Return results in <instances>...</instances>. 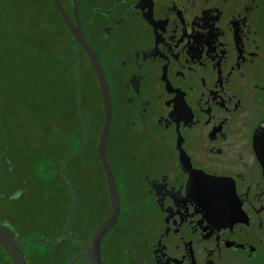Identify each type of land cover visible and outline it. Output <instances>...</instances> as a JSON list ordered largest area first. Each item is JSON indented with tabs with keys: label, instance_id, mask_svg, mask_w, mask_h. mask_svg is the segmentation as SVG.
Masks as SVG:
<instances>
[{
	"label": "flooded vegetation",
	"instance_id": "1",
	"mask_svg": "<svg viewBox=\"0 0 264 264\" xmlns=\"http://www.w3.org/2000/svg\"><path fill=\"white\" fill-rule=\"evenodd\" d=\"M58 1L97 58L111 103L105 154L120 214L102 240L101 259L106 236L127 222L123 264H264V0ZM67 33L75 77L77 53L78 93L82 71L100 108L88 115L79 102L89 138L83 153H95L109 208L99 226L111 213L97 157L102 90L89 57ZM75 93L76 86L77 105ZM8 141L0 138V202L22 206L30 195L53 201L54 176L69 192L58 230L52 220L59 212L39 227L21 219L20 208L0 206V241L15 240L26 264H43L36 240L72 239L63 234L74 208L72 158L64 170L73 189L61 165L85 139L61 159L49 153L54 164L33 174V186ZM77 217L78 205L66 230L72 237ZM0 264H13L1 246Z\"/></svg>",
	"mask_w": 264,
	"mask_h": 264
},
{
	"label": "rangeland",
	"instance_id": "2",
	"mask_svg": "<svg viewBox=\"0 0 264 264\" xmlns=\"http://www.w3.org/2000/svg\"><path fill=\"white\" fill-rule=\"evenodd\" d=\"M15 7V9L19 10L22 14V17L26 16L31 18V16L35 17L33 13L37 14V19L39 20V26L41 27L43 24L44 30L39 31V36L44 42L46 48L51 52V56H54V59L67 58L70 54L71 44L68 40V33L64 28L59 16L56 11L52 7V5L47 0H0V13L6 7ZM5 11V10H3ZM8 16H5L7 19ZM41 18L46 20L45 23H40ZM18 19V18H17ZM16 19V20H17ZM7 22V21H6ZM12 23H2V25H11ZM21 31L25 34V30H28L27 25H22ZM27 34V33H26ZM22 37V34H21ZM27 57V53L22 56L21 61ZM56 75V73H55ZM57 77L55 78V84L57 85V90L62 89V91L58 92V95L61 92H64L63 89H71L68 87H58L60 84V78L62 75L57 72ZM23 75L20 78L22 81ZM11 86V87H10ZM7 88V98H11L12 96V85ZM16 89L21 91V100L19 105L22 109V114H24L30 102H28L23 97V89L21 87L13 86ZM66 91V90H65ZM71 93L74 94V90L71 89ZM28 94V93H26ZM4 96V97H5ZM79 102L84 106L88 115L89 109L100 111L99 103L96 99L95 94L91 90L90 85H83L82 82V71H81V81L79 88ZM3 98V96H2ZM23 117V118H22ZM22 120L20 124H18L20 130L16 125L13 128L10 124L5 121V126H0V138H8L9 151L13 153L14 157L19 163V170L22 171V159L25 155L32 154L33 152H37V156L46 155L49 153H54V156L57 159H61L62 157L74 152L77 149H80L83 145V138H81L80 134L68 133L70 131L65 128V132H59L53 138H20L17 137L16 134L23 131L25 125L24 123V115L21 116ZM26 118V117H25ZM78 120V117H76ZM79 121V120H78ZM0 123H3V120L0 119ZM13 131L14 137H9L8 133ZM58 131V130H57ZM22 133V132H21ZM24 135V131L22 133ZM43 140H45L47 145H43ZM68 169H70V177L74 185V190L78 197V219L77 223L72 230L73 236L79 238L83 241H86L90 237V233L98 226L99 222L105 217L108 213L109 208L107 204V196L104 190V186L99 177L95 174L98 169V162L93 150H88L86 153L79 154L73 157L67 163ZM78 167L83 169L82 171H78ZM92 169L89 171V169ZM27 173V172H26ZM43 175V173H42ZM45 182H49L48 178H43ZM53 187L55 197L53 201L48 197H44L40 201L35 200L31 195L25 196L22 199L21 204L19 206L18 203H5L0 202L1 207H9L12 209H16L18 211V215L24 221H31L32 223L37 220L39 227L49 226L51 224L48 221V214H56V212L62 213V215H58L57 213L52 220V225L58 229L61 228L64 220V216L67 213L68 207V189L65 186L62 178H53ZM29 195V193H28ZM37 204H39V209L36 210ZM16 213V212H15ZM18 218V217H17ZM19 219V218H18ZM34 226V225H33ZM127 222H123L118 230L114 229L111 231L105 238L102 250V262L103 264H123L122 260L125 261V258H122V251L126 249V238L127 235H124L126 230ZM134 226H137V222L134 223ZM122 229L121 231H119ZM32 234L33 231H30ZM47 241H51L52 239H46ZM66 240H63L60 244H57L50 248L38 247L36 249V253L41 257L43 261L49 264H67L69 262V254L66 247ZM76 255V254H75ZM74 255V256H75ZM71 259V258H70ZM76 264H88L87 261L82 259L78 261Z\"/></svg>",
	"mask_w": 264,
	"mask_h": 264
},
{
	"label": "trees",
	"instance_id": "3",
	"mask_svg": "<svg viewBox=\"0 0 264 264\" xmlns=\"http://www.w3.org/2000/svg\"><path fill=\"white\" fill-rule=\"evenodd\" d=\"M3 10L0 13V119L3 120L0 126L4 127L6 125L4 120H7L12 128L16 125L20 130L18 124L23 121L21 116L24 115L25 126L22 128L25 136L21 131L22 133L16 134L17 137L46 138L45 140H48V138L56 136L58 132L59 135L61 131L65 132V128H67L70 131L68 133L80 134L84 145V126L74 100V94L63 89L64 92L58 95L62 89L57 90L54 78V76H58L57 72H59L62 77L59 79L58 87H68V89L72 87L74 90L76 77L72 48L66 59H54L38 34L39 31L44 30V27L43 24L41 27L39 26L36 13H33L35 17L28 18L22 17L20 11L15 7L7 6ZM5 16L8 18L5 19ZM12 22L11 25H2V23ZM41 22L45 23L46 20L41 18ZM22 25L28 26V30H25L27 34L21 32L23 31ZM25 53H27V57L21 61ZM22 75L23 78L20 81ZM10 85H12V96L9 99L5 94ZM14 85L24 90L23 97L30 102L24 114H22L19 105L21 91L14 88ZM8 135L13 138L15 134L11 130ZM45 140H43V145H47ZM36 153L26 154L22 159V168L27 172V181L32 186L34 183L33 174L38 170L37 166L42 165L44 171L51 169L54 164L51 155L37 156ZM64 240L67 241L66 247L70 252L68 260H70L79 252L82 244L75 239ZM56 241L57 239H52L49 242ZM43 264L49 263L44 261Z\"/></svg>",
	"mask_w": 264,
	"mask_h": 264
},
{
	"label": "water",
	"instance_id": "4",
	"mask_svg": "<svg viewBox=\"0 0 264 264\" xmlns=\"http://www.w3.org/2000/svg\"><path fill=\"white\" fill-rule=\"evenodd\" d=\"M53 6L55 7L56 11L58 12L61 21L63 23V25L65 26L66 30L72 34L74 40H75V44L79 45L83 51L85 52V54L89 57L91 64L93 65V68L95 70L97 79L99 81L101 90H102V98H103V105H104V109H105V122H104V126L102 129V133H101V138L98 139L97 142V157H98V161L100 166L102 167L105 175H106V179H107V192L109 195V201H110V206H111V213L109 214V216L95 229L91 239L89 242L83 241L79 238L76 237H72L70 235H68L66 233V230L71 227V225L73 224L75 217H76V213H77V195L72 187L71 182L69 181V179L67 178V175L65 173L64 170V163L68 160L71 159L81 153H83L88 146V126L85 120V116L84 113L79 105V101H78V86H79V79H78V71H77V53L75 54V58H76V101H77V106L82 114L83 120H84V124H85V146L77 151L74 152L72 154H70L63 162L61 165V169L62 172L65 175V178L68 182V184L70 185V187L73 189V197H74V208H73V214L70 217L68 223L66 224L65 228L63 229V234L64 237L67 238H72L75 239L77 241H79L82 244V249L79 253H77L75 256H73L68 264H76L79 260L81 259H86V261L88 262V264H102V259H101V243L102 240L105 236V234L107 232H109L117 223L118 221V217L120 214V204H119V197H118V192H117V186L115 184L114 181V177L112 175L111 169L109 164L107 163L106 160V154H105V148H106V141H107V134L109 131V126H110V108H111V103H110V98H109V94L107 91V87L105 84V80H104V76L101 70V67L97 61V58L95 57V55L93 54V52L91 51V49L89 48V46L87 45V43L85 42L82 32L80 30L79 27H75L73 26V24L70 22L65 10L63 9V7L61 6V4L59 3L58 0H49ZM1 229H0V236H1ZM60 240L57 242L59 243ZM35 244H40L46 248H50L54 245H56L57 243H49L47 242L45 239H38L34 242ZM0 246L9 253L13 264H26L23 258V253L17 248V244L15 242V240L13 241V243L11 245H7L5 243H2L0 241Z\"/></svg>",
	"mask_w": 264,
	"mask_h": 264
},
{
	"label": "clouds",
	"instance_id": "5",
	"mask_svg": "<svg viewBox=\"0 0 264 264\" xmlns=\"http://www.w3.org/2000/svg\"><path fill=\"white\" fill-rule=\"evenodd\" d=\"M37 167H38V174H40L42 176L43 166L42 165H38ZM20 195H22V193H17L14 198L18 199L20 197Z\"/></svg>",
	"mask_w": 264,
	"mask_h": 264
}]
</instances>
